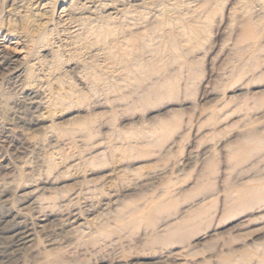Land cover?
Segmentation results:
<instances>
[{
	"label": "rangeland",
	"instance_id": "obj_1",
	"mask_svg": "<svg viewBox=\"0 0 264 264\" xmlns=\"http://www.w3.org/2000/svg\"><path fill=\"white\" fill-rule=\"evenodd\" d=\"M0 230V264H264V0H0Z\"/></svg>",
	"mask_w": 264,
	"mask_h": 264
},
{
	"label": "bare ground",
	"instance_id": "obj_2",
	"mask_svg": "<svg viewBox=\"0 0 264 264\" xmlns=\"http://www.w3.org/2000/svg\"><path fill=\"white\" fill-rule=\"evenodd\" d=\"M53 2V1H52ZM50 4V3H49ZM45 5V4H44ZM104 7V6H103ZM86 10V9H85ZM95 10V9H94ZM91 12V11H89ZM86 13V12H85ZM92 13V12H91ZM82 14V13H81ZM79 15V14H78ZM87 17V16H85ZM95 17V16H94ZM59 18V17H58ZM73 18V17H72ZM71 18V19H72ZM91 18V17H89ZM79 21V20H78ZM85 21V20H84ZM85 23V22H84ZM95 25V24H94ZM93 25V26H94ZM96 28V27H95ZM88 29V28H87ZM92 29V28H91ZM76 31V30H75ZM73 34V33H72ZM91 35V34H90ZM22 50V49H21ZM250 190V189H249ZM250 196V195H249ZM232 197V196H231ZM258 198V197H257ZM150 206V205H149ZM154 206V205H152ZM140 210V209H139ZM137 211V210H136ZM146 213V212H145ZM6 228V227H5ZM11 229V227H10ZM9 229V230H10ZM1 231V230H0ZM4 231H6L4 229ZM32 231V230H31ZM33 232V231H32ZM29 231V229H26V227L22 224H17V226L13 229L12 228V234L7 235V238L5 242L2 243V252L8 253L10 250V253H20L23 250L29 249L32 246H34V233ZM4 233V232H3ZM9 234V233H8ZM3 235V234H2ZM2 237V236H1ZM4 238V237H3Z\"/></svg>",
	"mask_w": 264,
	"mask_h": 264
}]
</instances>
